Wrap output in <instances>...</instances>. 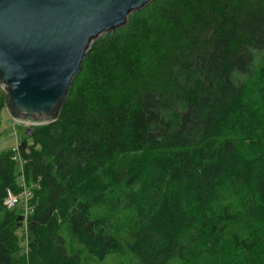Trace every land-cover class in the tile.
<instances>
[{
    "label": "trees",
    "instance_id": "16d2710c",
    "mask_svg": "<svg viewBox=\"0 0 264 264\" xmlns=\"http://www.w3.org/2000/svg\"><path fill=\"white\" fill-rule=\"evenodd\" d=\"M55 115L18 143L32 264H82L64 230L97 260H186L194 231L207 264H264V0H151L92 40ZM17 170L0 152V264L22 252Z\"/></svg>",
    "mask_w": 264,
    "mask_h": 264
},
{
    "label": "water",
    "instance_id": "95a60500",
    "mask_svg": "<svg viewBox=\"0 0 264 264\" xmlns=\"http://www.w3.org/2000/svg\"><path fill=\"white\" fill-rule=\"evenodd\" d=\"M150 1L0 0V86L10 116L29 130L51 122L92 40Z\"/></svg>",
    "mask_w": 264,
    "mask_h": 264
},
{
    "label": "rangeland",
    "instance_id": "374dc122",
    "mask_svg": "<svg viewBox=\"0 0 264 264\" xmlns=\"http://www.w3.org/2000/svg\"><path fill=\"white\" fill-rule=\"evenodd\" d=\"M6 94V91L0 86V97L1 95ZM36 126V125H34ZM26 126L24 124L19 123L14 120L9 114L5 108L2 110L1 114V124H0V152H7L10 149L16 146L15 143L19 142L20 139H25L24 133H26ZM254 138L257 141H260L259 144H261L262 148H264V132H255ZM29 140V139H28ZM248 157L250 155L248 154ZM128 163V161H126ZM260 172L264 173V161H262L259 164ZM18 183L20 182L17 178L16 180ZM188 183L185 182V184L180 185L179 190L177 191L175 197L177 199V203L180 204V202H183L186 197L188 196L186 193ZM4 204V200H3ZM7 207V206H6ZM1 208V207H0ZM21 215V214H20ZM3 216V210L0 209V218ZM125 221V217L121 215L118 219V230L116 231V235L121 238L124 242V244H127L130 240L129 235H127L126 231H124L127 227L123 228V224ZM23 227V226H22ZM22 227H19L16 234L19 239L20 248L22 250L21 255H16L17 261L16 264H32L30 261L29 256V250L27 254L24 253L25 245L28 241L26 239L25 234L26 231ZM237 229V227L231 228L230 231H233ZM67 243L68 248L73 250H80V260L82 264H142L140 258L135 253L126 250L125 253H119V252H112L109 253L103 260H97L94 259L92 256H90L87 251H84L79 247L73 237L69 234L67 230H64L63 232ZM28 235V234H27ZM195 232L190 231L187 232V234L184 236L182 242L180 243V247H178V254L185 255L187 259H182L179 256H175L169 264H207L209 255L204 250H199L198 246H196L195 242ZM196 248V249H195ZM195 249V250H194Z\"/></svg>",
    "mask_w": 264,
    "mask_h": 264
},
{
    "label": "built area",
    "instance_id": "2783aa9c",
    "mask_svg": "<svg viewBox=\"0 0 264 264\" xmlns=\"http://www.w3.org/2000/svg\"><path fill=\"white\" fill-rule=\"evenodd\" d=\"M19 142L15 143L16 146L12 148L13 151V159L17 162L18 165V179H19V187L20 191L18 193H15L14 191L8 189L7 194L4 199V204L8 208H12L16 205H19L21 208V215H23V220H22V226L23 229H25L26 234L25 237H27V227H28V217L33 213L34 206L30 203V197H32V189L31 187H28L25 183V176H24V169H23V164L25 160L22 158L21 153H20V148H19ZM28 247L27 243L24 248V253L27 254L28 252Z\"/></svg>",
    "mask_w": 264,
    "mask_h": 264
}]
</instances>
